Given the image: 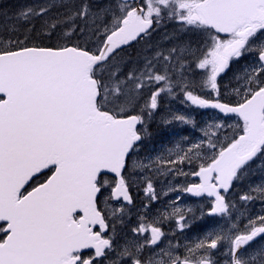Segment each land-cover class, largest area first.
Masks as SVG:
<instances>
[{
    "label": "snow or ice",
    "instance_id": "snow-or-ice-1",
    "mask_svg": "<svg viewBox=\"0 0 264 264\" xmlns=\"http://www.w3.org/2000/svg\"><path fill=\"white\" fill-rule=\"evenodd\" d=\"M0 16V264H264V180L230 198L264 178V0H40ZM166 98L188 110L161 111ZM154 123L200 135L147 152ZM205 215L216 223L189 239Z\"/></svg>",
    "mask_w": 264,
    "mask_h": 264
},
{
    "label": "rangeland",
    "instance_id": "rangeland-1",
    "mask_svg": "<svg viewBox=\"0 0 264 264\" xmlns=\"http://www.w3.org/2000/svg\"><path fill=\"white\" fill-rule=\"evenodd\" d=\"M159 34V31L157 33H155L153 35V40L156 39L154 36H157ZM154 42V41H153ZM155 43V42H154ZM225 80H227V77L225 78ZM181 98H176V99H172V98H166L167 103L169 104L168 107H166L165 109H170L174 112H184L187 111V107L182 104L180 102ZM162 111V110H161ZM216 113L212 112V111H201L199 112V110L195 111L193 113V115L195 116V119L197 121H200L201 123L199 124H203L204 121H207L211 116L215 115ZM234 121H229V123H233ZM152 129L154 132V137L153 140L147 143V152H153V151H159L161 149L162 145H170L173 141H175L176 139H178L179 137L173 135V133H179L181 136H188L191 139H196L200 133L198 129H193L191 126H183V127H177V126H172L169 128H166L167 132L165 133V135H162L161 132L159 130L162 129H158V126L156 128L155 125H152ZM193 133V134H190ZM152 148V149H150ZM145 153L142 152L141 155L143 156ZM187 170V169H186ZM184 178L183 177H179L174 183L177 184H181L183 183ZM262 180H264V178L261 177V175L259 173H257L254 176H251L249 180L244 181L243 184L238 185L236 187V189L232 192L231 195V199L235 200L237 202V206L240 207V202H239V195L242 194L243 192L247 191L248 189V185L249 183L252 184H258L261 183ZM161 185L158 183L157 184V188L160 189ZM159 189H157L159 191ZM177 194H173V197L170 199V197L172 196V194L170 193V197H169V201H171ZM142 196V193H141ZM183 200V203L179 202V205L182 207H192L194 209L197 208H204L205 211H207V200L205 198H201L198 200H194L192 198H190L189 196H187L186 194L183 196V198L181 199ZM161 206V205H158ZM260 210V204L256 203L255 205H249L248 206V211L250 213H256ZM197 215L199 216V212H197ZM216 223V218H211L208 217L207 215L204 216L203 219L198 220L196 223L193 224L194 227H192L190 230L186 231V235L189 237V239H193L195 238L196 235L202 234L204 231L210 229L212 226H214V224ZM257 245L258 244H262L264 243V241H259L256 242Z\"/></svg>",
    "mask_w": 264,
    "mask_h": 264
},
{
    "label": "trees",
    "instance_id": "trees-1",
    "mask_svg": "<svg viewBox=\"0 0 264 264\" xmlns=\"http://www.w3.org/2000/svg\"><path fill=\"white\" fill-rule=\"evenodd\" d=\"M38 2H40V0H0V12H5L8 16H13L17 10L23 6ZM3 19L4 17L0 16V22H2ZM156 42L167 44V42L163 40V37L157 38Z\"/></svg>",
    "mask_w": 264,
    "mask_h": 264
},
{
    "label": "flooded vegetation",
    "instance_id": "flooded-vegetation-1",
    "mask_svg": "<svg viewBox=\"0 0 264 264\" xmlns=\"http://www.w3.org/2000/svg\"><path fill=\"white\" fill-rule=\"evenodd\" d=\"M169 106V104L167 103V101L166 100H164V101H162V108H161V110L162 111H166V110H168V109H165L166 107H168ZM44 178V177H43ZM42 178V179H43ZM157 189H159V188H157ZM172 194V196L170 197V199L173 197V193H171ZM141 195V194H140ZM164 203L163 202H160V205H163Z\"/></svg>",
    "mask_w": 264,
    "mask_h": 264
}]
</instances>
